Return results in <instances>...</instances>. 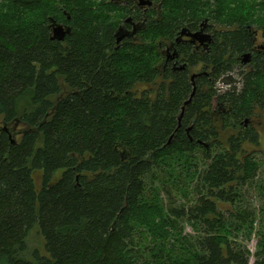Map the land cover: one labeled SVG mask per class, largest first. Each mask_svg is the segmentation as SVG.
<instances>
[{
    "label": "trees",
    "instance_id": "obj_1",
    "mask_svg": "<svg viewBox=\"0 0 264 264\" xmlns=\"http://www.w3.org/2000/svg\"><path fill=\"white\" fill-rule=\"evenodd\" d=\"M105 1L0 0V264H248L230 237L253 213L217 204L235 206L259 168L246 146L264 118V0H155L119 44L128 7ZM204 19L212 46L182 47L188 69L164 68L165 45ZM51 20L70 27L64 41ZM233 72L241 89L218 92ZM155 171L173 187L197 179L194 204L159 205Z\"/></svg>",
    "mask_w": 264,
    "mask_h": 264
},
{
    "label": "rangeland",
    "instance_id": "obj_2",
    "mask_svg": "<svg viewBox=\"0 0 264 264\" xmlns=\"http://www.w3.org/2000/svg\"><path fill=\"white\" fill-rule=\"evenodd\" d=\"M81 1L83 6L87 0ZM111 1L113 0H106L105 3ZM256 1L261 2L262 0ZM241 85V76L238 74V72H233L228 75L224 79V81H220L216 87L218 89V92L223 93L227 91H232L233 89H235V91H238L241 89ZM1 122L2 119L0 118V126ZM254 126H256L257 131L259 132V145L256 147L247 145L246 149L248 153L253 155L254 159L257 161V164L259 166L256 176L250 182H248L246 185L239 189L238 201L235 202V206L226 203L217 204L220 211L227 217H229V215L232 214L235 209L241 211L248 210L253 213L254 223L252 227L249 228L247 232L237 231V233L233 234L234 237H230L235 244L242 246V248L249 252L248 264H254L258 257L264 256V118L259 117L255 121ZM195 163H197V161ZM164 174L165 173L155 171L156 177H159V182L151 181L150 178L148 179V187H152L153 189H157L163 183H166V189L160 187V189L157 190L158 196L152 194L153 189L150 188L151 190L149 196L151 198L153 196H156L157 199L155 200H158L160 203L159 205H162L165 208H169V206L174 207V205L176 208L189 207L193 205L195 201L194 187L197 183V179L194 182H190L187 181L183 175L180 179L182 182L179 183V185L177 184V187H173L172 185L174 184L172 183V181L169 180L170 178L168 177V175L165 174L164 176ZM34 179L36 187L39 188L40 173H35ZM169 192L171 193V197L168 196ZM170 201L174 204H171ZM229 224L234 226L236 222L231 221ZM179 226L182 229V236L187 235L191 240L192 237L197 239L198 235H200V232L196 233L192 229V226L189 223L185 222V220L179 221ZM30 243L32 246H37L42 250V240L36 234V232H34L30 237Z\"/></svg>",
    "mask_w": 264,
    "mask_h": 264
},
{
    "label": "flooded vegetation",
    "instance_id": "obj_3",
    "mask_svg": "<svg viewBox=\"0 0 264 264\" xmlns=\"http://www.w3.org/2000/svg\"><path fill=\"white\" fill-rule=\"evenodd\" d=\"M111 2L120 7L123 6V8H125L126 6L128 7V15L123 20L122 24L117 27V31L121 29L124 33L127 34V36L121 42L125 40H136V36H138L142 31L146 29L147 24L151 19V10L155 11L157 8L155 0H113ZM212 27L213 25L205 20L197 28H182L178 32L174 42L167 43L163 48L162 53L164 68L169 67L172 71L175 72H183L187 70L188 63L185 61L187 58L181 53V48L190 47L191 54L198 53L200 50H208L212 46L214 40L213 33L211 31ZM183 30H186V34L196 35L200 33V36H197V38H193L189 35L181 36ZM254 34V46L259 47L262 45V35L258 31H255ZM202 37H204L203 40L200 39ZM189 76L190 81H193L194 78L198 77L199 74L197 72V69H195L194 72L190 73Z\"/></svg>",
    "mask_w": 264,
    "mask_h": 264
},
{
    "label": "water",
    "instance_id": "obj_4",
    "mask_svg": "<svg viewBox=\"0 0 264 264\" xmlns=\"http://www.w3.org/2000/svg\"><path fill=\"white\" fill-rule=\"evenodd\" d=\"M50 29L52 30V40H56V41H64V39L69 36L71 34V29L68 26H62L57 24L54 20H51V25H50ZM136 30V29H135ZM185 35H189L192 36L193 38H197V36H200V33L196 34V35H192V34H186V30H183L181 33V36H185ZM127 36L126 33H124L121 29L117 31L115 38H116V43L119 44L121 43V41ZM201 40L204 39V37L200 38ZM250 62V55L249 54H245L242 58V63L243 64H248ZM194 94V90L193 93L191 95V97ZM191 99H189L185 105H187L190 102ZM247 122V120L245 121V123ZM7 132V128L5 126L0 127V132ZM14 143V141H13Z\"/></svg>",
    "mask_w": 264,
    "mask_h": 264
}]
</instances>
